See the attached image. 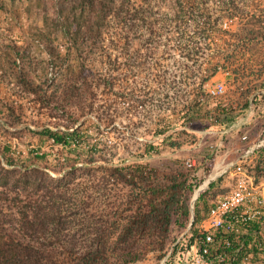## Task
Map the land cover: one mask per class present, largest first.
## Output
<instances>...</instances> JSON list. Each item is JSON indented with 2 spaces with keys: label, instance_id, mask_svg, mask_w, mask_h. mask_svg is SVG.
I'll list each match as a JSON object with an SVG mask.
<instances>
[{
  "label": "trees",
  "instance_id": "1",
  "mask_svg": "<svg viewBox=\"0 0 264 264\" xmlns=\"http://www.w3.org/2000/svg\"><path fill=\"white\" fill-rule=\"evenodd\" d=\"M148 4L150 0H60L63 31L73 44L67 50V60L74 56L79 61L89 46H94L91 47L94 51L95 46L104 42L111 19L119 26L128 19L139 21L152 35L153 10L137 9L131 13L133 6H150ZM173 5L179 14L181 0H173ZM230 5L225 3L223 12L225 17L233 18L236 12ZM258 24L252 21L235 32L219 29L214 33L212 55L193 100L179 110L176 121L172 122V117L159 120L151 136L160 140L148 144L142 156L152 157L162 154L163 150L183 146L187 142L183 138L189 133L179 128L200 124L205 131H223L246 116L249 109L254 117L245 131L257 126L259 120L264 125V61L255 63L253 59L260 50V42L264 41V32L256 30ZM51 26L56 30L60 25L53 20ZM130 30L135 31L134 27ZM49 45L52 46L51 40ZM5 54L9 58L6 60L8 68H11L13 57ZM240 57L244 59L241 64ZM81 67L78 63L69 64L50 95L18 77L17 89L34 96L33 102L49 112L54 129L42 127L34 131L24 124L23 107L17 106V101L4 106L7 124L15 129L9 131L2 125L4 131L19 140L29 135L37 139L38 148L24 155L13 151L9 144L0 145V264H141L150 255L158 262L167 259L166 264H181L214 203H208V196L215 184L206 192L202 193L205 187H201L196 193L197 186L189 172L161 173L139 162L101 166L95 170L79 168L78 160L89 159L88 131L84 130V123L70 125L96 108L101 111V105L96 103L95 89L101 86L105 90L112 89V85L106 83L92 86L83 78ZM229 68L235 74L240 70L249 72L245 79H252L246 90L241 88V100L223 102L209 97L203 85ZM65 117L73 123L62 130L60 126ZM48 143L58 147L61 153L73 152L76 158L62 161L59 157L52 165L51 155L43 151ZM185 161L178 159L177 164L193 171L195 167L188 169ZM47 170L60 176L53 177ZM92 171L100 172V182L113 188L111 193H104L97 207L90 200L91 194H80L79 184L75 183L85 175L94 178ZM252 172L257 181L263 177L264 149L258 153ZM115 187L121 191L116 193ZM195 193L201 194L195 203L194 222L189 229ZM95 212L100 215L98 221L93 217ZM177 226L187 229L191 245L186 247L185 240L173 237ZM239 260L235 264H239Z\"/></svg>",
  "mask_w": 264,
  "mask_h": 264
},
{
  "label": "rangeland",
  "instance_id": "2",
  "mask_svg": "<svg viewBox=\"0 0 264 264\" xmlns=\"http://www.w3.org/2000/svg\"><path fill=\"white\" fill-rule=\"evenodd\" d=\"M59 1L18 0L19 4L13 12V39L2 38L0 42V50L10 53L13 57L12 67H7L5 72L0 74V145L9 144L13 151L22 152L24 155L38 148L37 139L26 135L23 140H19L2 128L3 125L9 131L15 130L7 124L4 115V106L15 101L17 106L23 107L25 125L34 131L42 127L55 128L51 124L49 112L41 110L40 106L33 102L34 96L20 93L17 89L18 77L21 76L50 95L61 82L67 66L78 63L82 65L83 78H87L92 86L106 83L112 85V89L105 90L104 86L95 89L96 103L101 105V111L96 108L74 123L65 117L61 123L62 130L70 123H73L70 127L84 123V130L88 131L89 159L78 160L77 166L95 170L101 166L147 163L161 173L189 172L198 190L218 160L214 156L218 137L203 136L205 130L200 124L179 128L180 131L189 133L183 138L187 142L176 150L166 149L162 154L152 157L142 156L145 146H142L140 138L146 137L152 142H158L151 136L155 121L167 117H172V122L176 121L179 118V110L191 103L196 88L195 79L207 67L214 47V33L217 30L235 32L252 21L257 24L260 21L256 30L264 32V0H181L179 14L173 0H150V6H133L131 13L137 9L153 10L155 24L152 35L139 21L128 19L119 26L115 19H111L105 41L95 46L98 49L95 48L94 51L91 50L94 46H89L79 61H76L74 56L72 60H67V50L73 47V44L71 38L65 36L63 31V19L59 17ZM225 3H231L230 7L236 12L235 17L224 16ZM53 20L60 25L56 30L51 26ZM131 27H134L135 31H131ZM225 38L229 36L225 35ZM49 40L52 46L49 45ZM37 42L41 43L43 48L39 47ZM258 49L260 50L253 56L255 63L264 61V41L260 42ZM239 62L243 63L244 59L240 57ZM224 72L230 75L224 78ZM247 75L249 72L240 70L235 74L233 69L229 68L210 81V84L226 85L225 96L217 100L240 101V93L243 91L241 88L246 90L248 81L252 80L245 79ZM263 128L264 125L259 120L257 126L247 129L245 133L256 136ZM241 136V133H237L224 140L227 148L237 149L234 154L228 156L231 161L237 158L244 147ZM51 143H48L43 151L51 155L52 165L57 163L59 157L62 161L76 158L73 152L68 150L61 153V150L52 147ZM227 148L220 154H224ZM210 155L212 159L208 158ZM188 158L196 161L193 171L177 164L178 159L184 161ZM47 171L53 177L60 176L52 170ZM91 174L95 179H89V176L85 175L75 183L79 184L77 189L80 194H91L90 200L97 207L103 201L104 193H111L110 189L113 188H107L100 182V172L92 171ZM233 185L234 181L230 177L220 179L208 196V203L211 205L224 197ZM115 189L116 193L121 191L118 187ZM93 217L98 221L100 215L95 212ZM173 237L185 240L186 247L192 243L187 229L178 226L174 229ZM191 254L190 247L185 252L181 264H191ZM166 260L158 262L154 255H150L141 264H163L164 261L166 264Z\"/></svg>",
  "mask_w": 264,
  "mask_h": 264
},
{
  "label": "built area",
  "instance_id": "3",
  "mask_svg": "<svg viewBox=\"0 0 264 264\" xmlns=\"http://www.w3.org/2000/svg\"><path fill=\"white\" fill-rule=\"evenodd\" d=\"M37 44L43 48L41 43ZM18 63L20 64V61ZM204 73L203 70L195 79L196 88L192 98L200 86ZM203 88L213 99L222 98L227 92L224 83L208 82ZM252 115L253 111L249 109L246 116L241 117L229 128L219 132H203V136H218L219 140L215 145V156L218 161L196 193L201 187H205L202 193L206 192L211 185L226 177L232 178L234 185L228 194L213 203L207 218L199 227L191 246V264H235L238 258L239 264H258L256 256L264 252V181L262 178L257 181L252 172L258 153L264 149V128L255 138L244 132L251 124ZM159 120L161 119L154 124L156 125ZM234 132L242 134L241 141L244 147L235 160L229 161L228 157L220 152L225 148L224 140ZM156 140L159 141L160 138ZM140 141L145 147L155 143L146 137L140 138ZM185 166L188 169L196 167L195 159H186ZM259 264H264V261Z\"/></svg>",
  "mask_w": 264,
  "mask_h": 264
},
{
  "label": "crops",
  "instance_id": "4",
  "mask_svg": "<svg viewBox=\"0 0 264 264\" xmlns=\"http://www.w3.org/2000/svg\"><path fill=\"white\" fill-rule=\"evenodd\" d=\"M18 4H19L18 0H0V42H2V38L3 39H7V38L13 39V32L14 31L12 28V24L15 21V17L13 15V12H14V10H16ZM9 26H11V27H9ZM7 59H9L7 57V55L0 50V74H3V72H5V70L8 67V63L6 61ZM219 74H217V76ZM223 75H224V78H226L225 76H227V74L223 73ZM217 76H215L212 80H214ZM244 132H245V130H244ZM244 132H242V133H244ZM235 134H237V133L236 132L232 133L226 139L228 140L231 136H233ZM250 136H251V138H254V137H257L258 135H256V136L250 135ZM225 148H227V147L225 146ZM236 150L237 149H235L233 147H228L224 153V156L228 157L229 155L234 154V151H236ZM227 160H229V158H227ZM229 161H231V160H229ZM262 181H264V176L262 177ZM256 257H257L256 261L258 264L261 261H264V252L262 254H258Z\"/></svg>",
  "mask_w": 264,
  "mask_h": 264
},
{
  "label": "water",
  "instance_id": "5",
  "mask_svg": "<svg viewBox=\"0 0 264 264\" xmlns=\"http://www.w3.org/2000/svg\"><path fill=\"white\" fill-rule=\"evenodd\" d=\"M198 197H199V195L194 196L193 201H192V203H191V209H192V214H193V216H192V222H191V224H190V228L192 227L193 222H194V207H195V203H196ZM163 264H165V261L163 262Z\"/></svg>",
  "mask_w": 264,
  "mask_h": 264
},
{
  "label": "bare ground",
  "instance_id": "6",
  "mask_svg": "<svg viewBox=\"0 0 264 264\" xmlns=\"http://www.w3.org/2000/svg\"><path fill=\"white\" fill-rule=\"evenodd\" d=\"M197 195H198V194H197ZM197 195H196V196H197Z\"/></svg>",
  "mask_w": 264,
  "mask_h": 264
}]
</instances>
